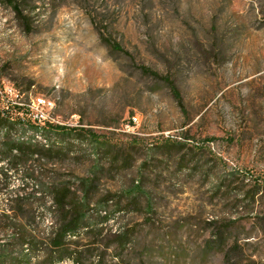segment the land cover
<instances>
[{
	"label": "rangeland",
	"instance_id": "374dc122",
	"mask_svg": "<svg viewBox=\"0 0 264 264\" xmlns=\"http://www.w3.org/2000/svg\"><path fill=\"white\" fill-rule=\"evenodd\" d=\"M15 103L118 144L94 196L112 217L82 247L127 227V264H264V0H0V106ZM77 151L57 164L72 181L95 160ZM3 166L0 200L20 183ZM137 181L148 215L122 195Z\"/></svg>",
	"mask_w": 264,
	"mask_h": 264
},
{
	"label": "trees",
	"instance_id": "16d2710c",
	"mask_svg": "<svg viewBox=\"0 0 264 264\" xmlns=\"http://www.w3.org/2000/svg\"><path fill=\"white\" fill-rule=\"evenodd\" d=\"M16 11L20 14L17 7ZM143 70L159 76L148 67ZM165 79L175 90L170 77ZM81 144L92 147L95 160L87 174L73 175L72 181L62 175L57 164L79 158L77 147ZM115 147L117 143L90 127L41 119L26 104L0 106V162L8 165V170L3 166L1 173L6 176L14 170L20 180L0 200V264H113L107 263L102 254L110 249L118 264L131 262L124 257L133 241V229L106 233L111 242L97 243V249L103 247L99 254L94 252L96 247L80 244L83 233L103 235L99 224L112 217L108 211L110 199L94 196L101 159L110 157ZM122 195L138 202L143 198L140 208L147 215L153 210V194L140 181L122 189ZM46 219L50 222L43 228Z\"/></svg>",
	"mask_w": 264,
	"mask_h": 264
}]
</instances>
